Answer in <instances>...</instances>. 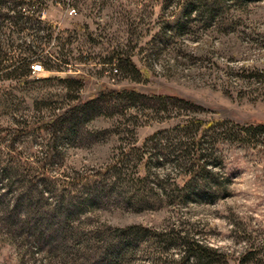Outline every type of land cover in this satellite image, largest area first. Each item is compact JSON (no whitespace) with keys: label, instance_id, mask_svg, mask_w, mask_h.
<instances>
[{"label":"rangeland","instance_id":"obj_1","mask_svg":"<svg viewBox=\"0 0 264 264\" xmlns=\"http://www.w3.org/2000/svg\"><path fill=\"white\" fill-rule=\"evenodd\" d=\"M39 4L53 67L0 71V264H87L105 242H126L117 264H264V0ZM199 120L221 123L188 180ZM190 240L212 257L178 260Z\"/></svg>","mask_w":264,"mask_h":264},{"label":"trees","instance_id":"obj_2","mask_svg":"<svg viewBox=\"0 0 264 264\" xmlns=\"http://www.w3.org/2000/svg\"><path fill=\"white\" fill-rule=\"evenodd\" d=\"M35 4L39 6V0L0 1V34L4 35V38L0 35V71L3 69L7 70L9 76H19L22 69L29 72L30 65L35 62L40 63L45 70L53 67L48 53H44L43 44L47 43L58 31H54L55 26L52 23L40 17L38 8L34 9L36 7ZM185 10L188 11H186V15H189L194 9L187 6L183 7V15H180V17L182 16L181 19L185 16ZM24 30L28 32L22 36L14 35L15 32H24ZM6 31H8V34H5ZM40 31H45V34H40ZM256 78L259 79L261 84L264 83V72L257 74ZM82 81L81 76L74 79L76 88L81 85ZM100 92L98 93L100 94ZM112 93L124 94V91L104 90L101 92L104 95ZM126 94L135 95V92L128 91ZM49 123H53V121H49ZM217 123L221 122L218 120L205 122L199 120L185 126L182 130L184 134L182 137L185 141L178 142L184 148V154L181 157L186 163L188 161L189 167H194V170L187 176L188 180L201 176L207 171V166L210 165L208 162L210 155L206 152L211 151L215 133L211 132L209 141L203 138L205 136L203 134L209 132L208 130L215 127L214 124ZM253 126L256 131L264 132V123H256ZM51 141L52 139L48 141L49 155L52 153ZM126 245V242L120 244L117 242L113 244L105 242L97 250H93L90 257L82 263L117 264L123 256ZM212 255L211 248L202 245L196 240H190V242L184 243L183 255L178 260L183 261L193 258L201 261L210 259Z\"/></svg>","mask_w":264,"mask_h":264},{"label":"built area","instance_id":"obj_3","mask_svg":"<svg viewBox=\"0 0 264 264\" xmlns=\"http://www.w3.org/2000/svg\"><path fill=\"white\" fill-rule=\"evenodd\" d=\"M68 12H69L70 14H72V13L75 12V10H74V8L70 7L69 10H68ZM40 17L42 18V15H41ZM42 71H43V68H42V66H41L40 63H36V62H35V63H32V64L30 65V72H31V73L35 74V73H40V72H42Z\"/></svg>","mask_w":264,"mask_h":264}]
</instances>
